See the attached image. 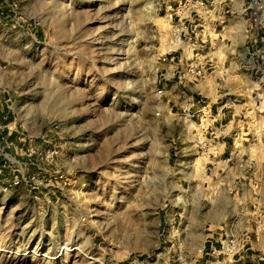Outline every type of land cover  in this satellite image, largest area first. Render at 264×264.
<instances>
[{"label":"rangeland","instance_id":"rangeland-1","mask_svg":"<svg viewBox=\"0 0 264 264\" xmlns=\"http://www.w3.org/2000/svg\"><path fill=\"white\" fill-rule=\"evenodd\" d=\"M0 1V264H245L206 255L231 199L167 103L175 2Z\"/></svg>","mask_w":264,"mask_h":264},{"label":"crops","instance_id":"crops-1","mask_svg":"<svg viewBox=\"0 0 264 264\" xmlns=\"http://www.w3.org/2000/svg\"><path fill=\"white\" fill-rule=\"evenodd\" d=\"M183 1L173 0L174 5ZM250 7V0H225L219 21L192 42L174 46L165 74L171 87L167 103L182 109L200 144L191 162L200 161L206 171L202 180L217 181L231 199L221 207L222 225L208 235L206 255L220 254L219 243L231 232L245 244L232 261L264 264V35L253 26ZM193 63L206 67L207 76L182 81L177 73ZM13 119L14 112L3 105L0 135H8ZM229 219L234 221L228 229Z\"/></svg>","mask_w":264,"mask_h":264},{"label":"built area","instance_id":"built-area-1","mask_svg":"<svg viewBox=\"0 0 264 264\" xmlns=\"http://www.w3.org/2000/svg\"><path fill=\"white\" fill-rule=\"evenodd\" d=\"M225 0H184L178 5L170 4L167 10L171 32L175 47L185 41L192 42L197 39L202 30L208 29L214 22L221 18L220 6ZM251 21L254 27L262 30L264 35V0H250ZM167 61V57H163ZM184 82L203 80L208 74V69L200 64H191L178 73ZM224 253L232 257L240 253L245 244L235 236H227L222 241Z\"/></svg>","mask_w":264,"mask_h":264},{"label":"trees","instance_id":"trees-1","mask_svg":"<svg viewBox=\"0 0 264 264\" xmlns=\"http://www.w3.org/2000/svg\"><path fill=\"white\" fill-rule=\"evenodd\" d=\"M0 136L5 137V136H7V133L6 132H5V134L2 133Z\"/></svg>","mask_w":264,"mask_h":264},{"label":"bare ground","instance_id":"bare-ground-1","mask_svg":"<svg viewBox=\"0 0 264 264\" xmlns=\"http://www.w3.org/2000/svg\"><path fill=\"white\" fill-rule=\"evenodd\" d=\"M120 53V52H119Z\"/></svg>","mask_w":264,"mask_h":264}]
</instances>
